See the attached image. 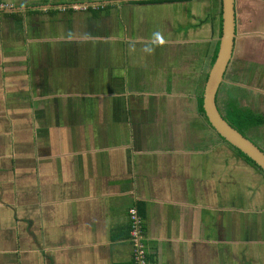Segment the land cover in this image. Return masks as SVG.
Listing matches in <instances>:
<instances>
[{
    "label": "crops",
    "instance_id": "crops-1",
    "mask_svg": "<svg viewBox=\"0 0 264 264\" xmlns=\"http://www.w3.org/2000/svg\"><path fill=\"white\" fill-rule=\"evenodd\" d=\"M141 1L0 0V264H134L132 206L147 264L259 263L264 174L205 116L173 134L127 102L162 93L140 51L197 18ZM236 34L264 70V0H236Z\"/></svg>",
    "mask_w": 264,
    "mask_h": 264
},
{
    "label": "rangeland",
    "instance_id": "rangeland-1",
    "mask_svg": "<svg viewBox=\"0 0 264 264\" xmlns=\"http://www.w3.org/2000/svg\"><path fill=\"white\" fill-rule=\"evenodd\" d=\"M70 1L75 2L76 0ZM219 3L220 0H193L190 3V8H195L197 18L196 21L189 20L187 23L194 25L184 31L178 30L179 37L173 41L171 38L174 37H168L170 44L178 43V41L185 42L180 48L176 47L177 45L174 47V45L165 44L153 46L144 51L139 50L140 56L145 52L147 58H152V61L148 60L145 63L148 67L142 74L144 77L147 76V70H149V73L155 78L156 90L162 93L134 95V97L132 95V98H129L127 102L131 105L134 102L133 105L140 107H143V104H152L149 110L151 112L161 111V114L159 112L154 115V119L164 116L166 132L174 134L193 131L200 127L198 125L200 119L205 120L204 115L196 109V99L203 90L211 65L210 57L218 34L217 10ZM202 19L203 21H201ZM251 59L237 52L220 88L219 103L223 105V102L232 96L236 97L242 106H250L256 112L264 113V98L258 91L264 88V70L259 67L258 56H252ZM250 65L254 66L251 70L254 74L246 70ZM250 82L255 89L249 91L246 84ZM238 84H241L244 90L236 87ZM167 91L168 93L165 94L164 92ZM166 99L169 102L165 104ZM159 106H163V109H160ZM128 111L130 112L127 110V113ZM160 126L157 125L155 128H160ZM159 128L156 131H159ZM249 137L264 148V125L250 130ZM249 218L257 226L256 217L250 214ZM238 248L239 246H236V252H238ZM259 248L258 264L264 263V244L259 245ZM249 264L256 263L252 261Z\"/></svg>",
    "mask_w": 264,
    "mask_h": 264
},
{
    "label": "water",
    "instance_id": "water-1",
    "mask_svg": "<svg viewBox=\"0 0 264 264\" xmlns=\"http://www.w3.org/2000/svg\"><path fill=\"white\" fill-rule=\"evenodd\" d=\"M99 4L89 2L87 5ZM221 26L218 37V51L210 65L202 90L205 116L214 130L229 144L251 158L264 171V148L256 144L248 135L242 134L222 115L218 107V97L228 68L234 57L236 42V0H220ZM12 9V8H9Z\"/></svg>",
    "mask_w": 264,
    "mask_h": 264
},
{
    "label": "trees",
    "instance_id": "trees-1",
    "mask_svg": "<svg viewBox=\"0 0 264 264\" xmlns=\"http://www.w3.org/2000/svg\"><path fill=\"white\" fill-rule=\"evenodd\" d=\"M155 1H159V0H142L141 2L145 3V2H155ZM89 8L91 9L92 7H89ZM220 8H221V6H220ZM220 15L221 14L219 12L218 30H220V26H221ZM217 51H218V42H217V44L214 48L213 54L211 56L210 64H212L214 62ZM206 77H207V75H206ZM197 104H198V110L205 116L204 109H203L202 92L200 95L197 96ZM218 107H219L220 112L224 116V118L233 127L238 129L244 135H247V133L250 130H252L256 127H259L260 125H264V114L256 113V112L252 111L250 108H248L244 105L242 106L240 104V102L236 99V97L231 96L229 99H227L223 102V105H220L219 97H218ZM229 145L237 152V154L240 157H242L250 165L254 166L255 168H257L258 170H260L264 174V171L251 158H249L247 155H245L243 152H241L240 150H238L237 148H235L231 144H229Z\"/></svg>",
    "mask_w": 264,
    "mask_h": 264
},
{
    "label": "built area",
    "instance_id": "built-area-1",
    "mask_svg": "<svg viewBox=\"0 0 264 264\" xmlns=\"http://www.w3.org/2000/svg\"><path fill=\"white\" fill-rule=\"evenodd\" d=\"M130 239L135 245L133 260L134 264H147V249L144 244L142 219L135 206L129 209Z\"/></svg>",
    "mask_w": 264,
    "mask_h": 264
},
{
    "label": "flooded vegetation",
    "instance_id": "flooded-vegetation-1",
    "mask_svg": "<svg viewBox=\"0 0 264 264\" xmlns=\"http://www.w3.org/2000/svg\"><path fill=\"white\" fill-rule=\"evenodd\" d=\"M219 12H220V8H219ZM219 17V16H218ZM219 19V18H218ZM234 83V82H231ZM223 84V83H222ZM236 87H238L240 90H244V87L241 84L236 85ZM254 101V100H253ZM248 108H250L252 111L256 112L252 107L250 106H246ZM256 113H260V112H256ZM247 135L249 136V132L247 133Z\"/></svg>",
    "mask_w": 264,
    "mask_h": 264
}]
</instances>
